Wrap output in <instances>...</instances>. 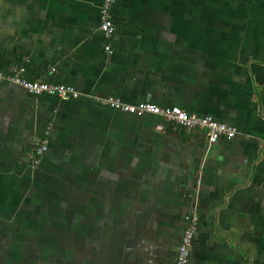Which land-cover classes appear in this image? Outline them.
Listing matches in <instances>:
<instances>
[{"label":"crops","instance_id":"0c3cea01","mask_svg":"<svg viewBox=\"0 0 264 264\" xmlns=\"http://www.w3.org/2000/svg\"><path fill=\"white\" fill-rule=\"evenodd\" d=\"M0 0V68L80 96L0 82V264H264V0ZM178 106L203 130L98 99ZM49 144L33 162L34 141Z\"/></svg>","mask_w":264,"mask_h":264},{"label":"built area","instance_id":"2783aa9c","mask_svg":"<svg viewBox=\"0 0 264 264\" xmlns=\"http://www.w3.org/2000/svg\"><path fill=\"white\" fill-rule=\"evenodd\" d=\"M115 0H104L101 10L100 30L104 32L107 43L105 49L108 53L113 52L112 42L115 37V25L113 22L111 7ZM25 70V64L16 68L13 72L0 69V82H12L28 90L32 94H49L62 99H73L80 96V93L72 86L46 82L43 80H29L22 76L21 71ZM102 104L111 106L114 109L123 110L132 114H154L164 120L172 121L190 130H203L210 144L220 140H231L239 132L236 126L215 119L212 115H201L190 113L178 106L162 107L156 103L142 101L136 104L125 103L114 97L98 99ZM49 130H46L48 133ZM46 150V141L38 149V153ZM188 223L184 229L181 242L178 248L174 264H190L191 247L197 231L198 218L196 214H189Z\"/></svg>","mask_w":264,"mask_h":264},{"label":"trees","instance_id":"16d2710c","mask_svg":"<svg viewBox=\"0 0 264 264\" xmlns=\"http://www.w3.org/2000/svg\"><path fill=\"white\" fill-rule=\"evenodd\" d=\"M101 32L104 34L103 31H101ZM104 36H105V34H104ZM6 82H9V81H6ZM2 83H4V82H2ZM46 129H49V128L46 127L45 129H43L42 135L38 138V141L33 146V150H32L33 162H36L37 163L38 161L39 162L41 161L42 156L44 154L38 153V149L44 144L45 141H46V148H48V144H49V133H46Z\"/></svg>","mask_w":264,"mask_h":264},{"label":"rangeland","instance_id":"374dc122","mask_svg":"<svg viewBox=\"0 0 264 264\" xmlns=\"http://www.w3.org/2000/svg\"><path fill=\"white\" fill-rule=\"evenodd\" d=\"M17 68H18V67H17ZM0 69H2V68H0ZM15 69H16V68H15ZM15 69H14V70H15ZM2 70H4V69H2ZM14 70H13V71H14ZM25 70H26V67H25ZM25 70H24V71H21V70H20V71H21L22 76H23L24 78L28 79V78L25 76V74H26V71H25ZM13 71H12V72H13ZM10 83H12V82H10ZM13 84H15V83H13ZM116 110H119V109H116ZM119 111H121V112H125V113H126V111H123V110H119ZM131 114H132V113H131ZM135 115H137V116H143V115H145V114H143V115L135 114ZM49 132H50V131H49ZM49 132H48V133H49ZM42 133H43V132H42ZM37 141H38V140H35L34 143H36ZM47 149H48V148H46L45 152H47ZM45 152L43 151V152H41V154H44ZM37 163H40V162L38 161ZM37 163H35V165H36Z\"/></svg>","mask_w":264,"mask_h":264}]
</instances>
